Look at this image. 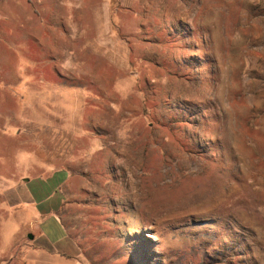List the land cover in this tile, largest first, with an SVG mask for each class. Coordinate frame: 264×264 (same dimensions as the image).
Returning a JSON list of instances; mask_svg holds the SVG:
<instances>
[{"label": "rangeland", "instance_id": "1", "mask_svg": "<svg viewBox=\"0 0 264 264\" xmlns=\"http://www.w3.org/2000/svg\"><path fill=\"white\" fill-rule=\"evenodd\" d=\"M0 1V163L67 178L69 264H264V0ZM18 199L0 264H60Z\"/></svg>", "mask_w": 264, "mask_h": 264}, {"label": "crops", "instance_id": "2", "mask_svg": "<svg viewBox=\"0 0 264 264\" xmlns=\"http://www.w3.org/2000/svg\"><path fill=\"white\" fill-rule=\"evenodd\" d=\"M1 145L4 143H0ZM5 159V162L0 163V192L18 193L19 199L15 201L14 209L20 215L3 224L2 237L12 233L14 236L18 235L19 239L24 235L32 238L30 234L36 232L33 241L43 240L52 251L47 255H51L60 264H69L68 255H73L75 249L65 226L56 216L61 206L56 192H63V184L67 178L61 181L64 177L61 172L48 175L20 173L14 163ZM41 248L49 252L44 247ZM63 252L67 255L64 256ZM41 254L44 255L42 251ZM40 260L44 261L43 258ZM30 261L29 264H44L39 263L35 257H30Z\"/></svg>", "mask_w": 264, "mask_h": 264}]
</instances>
